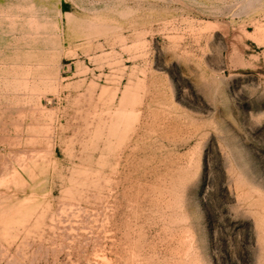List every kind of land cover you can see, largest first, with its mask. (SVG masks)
<instances>
[{
    "label": "rangeland",
    "instance_id": "1",
    "mask_svg": "<svg viewBox=\"0 0 264 264\" xmlns=\"http://www.w3.org/2000/svg\"><path fill=\"white\" fill-rule=\"evenodd\" d=\"M0 264H264V0H0Z\"/></svg>",
    "mask_w": 264,
    "mask_h": 264
}]
</instances>
